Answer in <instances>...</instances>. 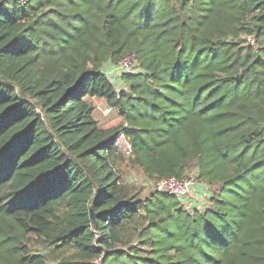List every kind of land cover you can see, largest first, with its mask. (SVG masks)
<instances>
[{"label": "trees", "instance_id": "obj_1", "mask_svg": "<svg viewBox=\"0 0 264 264\" xmlns=\"http://www.w3.org/2000/svg\"><path fill=\"white\" fill-rule=\"evenodd\" d=\"M263 122L264 0H0V264H264Z\"/></svg>", "mask_w": 264, "mask_h": 264}, {"label": "rangeland", "instance_id": "obj_2", "mask_svg": "<svg viewBox=\"0 0 264 264\" xmlns=\"http://www.w3.org/2000/svg\"><path fill=\"white\" fill-rule=\"evenodd\" d=\"M110 79L113 81L116 88H120L121 86L126 88V86L120 81L118 75L114 74V78H110ZM106 106L109 107L105 100L95 99L94 112L96 115L95 117L98 121V125L101 127H110L119 124L121 122V117L119 116L117 111L114 110L113 108L110 107V113L102 114V110ZM117 169L122 181L128 185H135L137 188H140L143 195L148 194L152 190L153 187L151 182L145 179V177L142 175L140 170L137 167L133 166L128 159H124L123 161H121L118 164ZM198 184L200 183L198 182L197 186ZM204 193L205 190L204 192L203 191L201 192L202 197L196 199L195 191L190 192V194L187 196L188 199H186L184 202L185 206L190 208L193 205L192 200H197L196 202L197 206H201L199 205L201 203L199 201H201V199L203 198ZM203 202H205L204 199L202 203Z\"/></svg>", "mask_w": 264, "mask_h": 264}, {"label": "built area", "instance_id": "obj_3", "mask_svg": "<svg viewBox=\"0 0 264 264\" xmlns=\"http://www.w3.org/2000/svg\"><path fill=\"white\" fill-rule=\"evenodd\" d=\"M250 43H253L252 39H248ZM134 65V55L128 54L125 58L118 61L114 64L113 70L116 74L121 73L122 71H132ZM110 113V107H105L102 110V114ZM264 125V122H263ZM114 147L116 152L122 154L125 157L132 156V144L129 138L124 134L123 131H120L114 141ZM195 171H191L186 178L181 181L176 180L175 178H166L160 179L152 183L153 187L156 190H161L169 192L175 195H178L180 198L185 199L193 191L197 184Z\"/></svg>", "mask_w": 264, "mask_h": 264}, {"label": "crops", "instance_id": "obj_4", "mask_svg": "<svg viewBox=\"0 0 264 264\" xmlns=\"http://www.w3.org/2000/svg\"><path fill=\"white\" fill-rule=\"evenodd\" d=\"M93 101H95V99H93ZM95 110V109H94ZM98 113V112H97ZM94 115H95V112H94ZM96 116V115H95ZM204 190H205V193H204V195H203V198L201 199V201H199V202H201L202 203V201H203V199H204V196H205V194L207 193V187H205V186H203V185H201V184H198V186H197V184H196V186H195V188L193 189V191H195V193H196V199H199V198H201L202 197V195H201V192L203 191L204 192ZM192 191V192H193ZM187 199H188V197H187ZM192 202H193V204L194 203H196L197 202V200H192Z\"/></svg>", "mask_w": 264, "mask_h": 264}]
</instances>
